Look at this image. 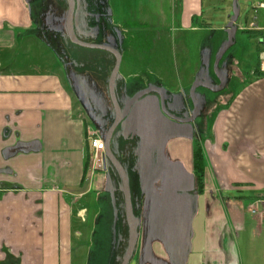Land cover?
I'll use <instances>...</instances> for the list:
<instances>
[{"label":"crops","instance_id":"1","mask_svg":"<svg viewBox=\"0 0 264 264\" xmlns=\"http://www.w3.org/2000/svg\"><path fill=\"white\" fill-rule=\"evenodd\" d=\"M39 3L0 0V264H112L127 236L120 188L87 141L93 121L66 71L65 57L80 62L79 54L46 41ZM203 6L173 0L170 17L153 15L147 28L171 35L195 30L207 25L199 24ZM110 10L116 27L113 16L134 13ZM258 16L264 26V12ZM125 22L124 41L131 31ZM250 33L254 57L234 59L227 75L238 79V90L222 94L193 124L170 121L157 96L136 105L140 178L131 190L140 226L132 264H175L172 256L179 264H264L258 257L264 222L249 212L264 198V45L262 32ZM34 51L41 65L29 55ZM98 57L84 72L92 79L101 71L106 81L111 60H101L98 71ZM197 149L206 164L202 193L193 168ZM243 233L255 242L247 263L240 260Z\"/></svg>","mask_w":264,"mask_h":264},{"label":"rangeland","instance_id":"2","mask_svg":"<svg viewBox=\"0 0 264 264\" xmlns=\"http://www.w3.org/2000/svg\"><path fill=\"white\" fill-rule=\"evenodd\" d=\"M172 1L109 0L108 7L109 9L113 8V11L115 10V15H118L119 11L124 10L125 12L127 10L134 12L129 16L118 15L116 18L113 16V21L119 29L120 27L122 28L121 25L124 24V21H126L125 23L130 21V23L126 24V26L131 28V31L125 38L124 50L121 53V70L118 76V79L124 80L129 97L136 94L141 89L140 87L151 84L159 85L157 84L159 82L165 87L172 89V93L177 94L180 99V102L177 103L179 110L187 113V101L184 99L183 94L186 92L190 95L195 80L201 79L200 76L204 75L202 79L217 87L216 85L220 83L218 74L221 75L220 73L225 72L226 68L230 69L234 59L243 64L248 57H254L251 51L256 50L258 45L256 40L251 38V33L244 30L252 21L254 15L253 7L264 0L238 1L240 16L234 24L237 28L233 39L234 43L224 54L217 69H215L216 58L229 40L227 30L230 18L233 16L234 0H203L204 6L201 11L203 10L204 17L200 19L199 24L207 23V25L197 26L195 30L180 32V34L172 33L171 35L167 34V31L163 29L147 28L149 25L148 19L152 18L153 15L163 13L164 15L166 14L167 18L170 17L169 9ZM77 2L79 4V0ZM71 49L75 50L77 55L79 54L80 62L77 63L81 65L78 67L80 71L87 69L86 64L89 65V63L94 62L92 57L95 54H104L102 50L86 49L76 45H71ZM257 54L254 53L256 56ZM29 55L39 65L42 64V56L39 53L34 51ZM93 65L96 66V64ZM93 71L94 73L96 72L95 68H93ZM238 83V79L233 76V78H230L229 86L219 95H214L208 89L200 87L196 90L195 96L199 102L201 98H209L211 101L212 99L210 98H214L213 102H215L224 93H236L239 88ZM159 88L164 90L162 86ZM146 89L148 88L140 92ZM205 100L208 101L207 99H202L201 102ZM223 107L221 105L219 108L222 109ZM92 126L94 127L93 124ZM247 218L249 222L252 219L250 214ZM241 236L239 246L240 260L242 263H247L248 249L252 247V244L255 246V242L252 237L249 238L248 233H243ZM85 237L86 240H90V235L83 238ZM83 245H85V241H83ZM93 246L91 244V250ZM259 251L261 254L258 257L262 258L264 256V228ZM76 264H79V262L77 261ZM250 264L255 263L250 262Z\"/></svg>","mask_w":264,"mask_h":264},{"label":"flooded vegetation","instance_id":"3","mask_svg":"<svg viewBox=\"0 0 264 264\" xmlns=\"http://www.w3.org/2000/svg\"><path fill=\"white\" fill-rule=\"evenodd\" d=\"M39 1L40 3L37 6L39 8L37 10V14H39L38 22L40 23L39 26L41 30L40 33L44 35V38L46 40L50 41V43L52 42L53 46L56 49H58L59 51L61 50L62 52L64 51L66 53H69L68 50L69 49L71 50V45L74 46L76 44L72 43L68 34L67 19L70 10V5L68 0H39ZM111 12L112 11L109 9L106 0H79V4L77 0H75V10L73 14L74 30L79 40L90 44L104 45L112 48L113 50L118 51L121 54L124 50L123 48L125 43L122 35L123 30L122 29L120 30L118 27L112 24L110 18ZM102 51L104 52V54H96L100 56L98 57V60L100 58L98 64V71L102 69L101 67L102 65L100 63L104 61V59L106 58L111 60L112 63L111 65H114L115 67L116 57L114 56V54L108 51H104V50ZM65 58L67 60L66 62L67 75H69V78L72 79V81L74 82L78 81V84L76 83V86L79 89L84 101L86 102L87 106L91 111V115L94 120L93 122L94 128L98 131L100 136L105 141V138L109 135V131L112 125L114 124L117 116L109 92V78L114 67L111 68L112 71L111 73L109 72V74L107 75L106 81L105 80L102 81L101 73H100L101 71L98 72V76H99L98 78L96 74V78L92 77V79H88L87 77L89 76H86L87 75L86 72L79 70L78 67L81 65L77 63L78 61L74 62L75 60L74 56L72 60L69 59L71 58L70 55L66 56ZM77 64L78 66L76 67ZM94 67L95 66H92V68ZM228 72H229V68L228 69L226 68L225 72L220 74L222 76H225L228 74ZM200 78L201 79L204 78V75L200 76ZM157 84L159 85L151 84L149 85L150 87L149 86L140 87L141 89H139V91H137L136 94L129 97L128 90L125 86L124 80L117 79L116 96L123 114L127 109L129 103L132 101L133 98H135L138 94L141 93L140 92L141 90L152 87L153 88L157 87V89H160L159 87L162 86L167 93V98L165 99V108L170 114L181 120H188L193 116L195 107H194V102L191 99V93L189 95L188 93L184 92L183 97L187 101L188 108L186 109L187 113L181 112L177 104L178 102H180V99L179 97H177V94L172 93L171 91L172 89L165 87L163 84H160L159 82ZM209 85L211 87H214V85L211 84ZM216 86L218 87L219 85L217 84ZM213 94L219 95L220 93H213ZM149 95H154L159 98V95L156 93H150L140 98V100L137 101L131 108L129 115L119 123V125L116 127V129L114 130L111 136V149L116 159L121 163V165L126 170L129 176L130 190L132 187L131 182H134L135 178L138 180L140 178L139 175L140 168L139 165L137 164L140 161L139 157L141 155V153H139L141 139L138 137V135L140 134V130L137 129L136 125L134 124L133 111L136 105L140 101L148 97ZM88 98L90 100V103L87 100ZM202 99H207L208 101L205 100L206 102L205 101L201 102ZM210 99H212V101L209 100V98H201L199 102V100L196 98L198 105L201 107V113H203V110H205L208 106H210L213 103L214 98H210ZM160 108L161 111L163 112L161 101H160ZM165 116L170 121L172 122L175 121L174 119L168 117L167 115ZM158 154H159V150L157 149L152 150V155H153L152 158L154 162L157 161L159 156ZM106 161H107L106 167L108 168L111 176L117 182L118 188H120L122 184V180L117 169L114 167L111 161H109L108 159H106ZM117 191L121 194V205H120L121 209L119 211L120 213L119 215L124 220V224H125L124 226L125 229H127V236L126 238L125 237L123 238V244L122 242L118 243L116 248L117 256L115 260L112 262V264H122L124 262L130 244L129 243L130 229L126 217L125 197L122 190L121 191L117 190ZM131 197H132V190H131ZM132 203H133L134 216L139 220V226H140V219L135 211L133 199H132ZM139 226H138V235H139ZM137 245H138V240L129 264H132L135 257L137 256Z\"/></svg>","mask_w":264,"mask_h":264},{"label":"water","instance_id":"4","mask_svg":"<svg viewBox=\"0 0 264 264\" xmlns=\"http://www.w3.org/2000/svg\"><path fill=\"white\" fill-rule=\"evenodd\" d=\"M238 1L239 0H234L233 16L230 18V22L228 24V30H227V32L229 34V40H228V43L226 44V46L224 47V49L218 54V56L216 58L215 69H217V67H218L221 59L223 58L224 54L233 46V43H234L233 39H234L235 33L237 31V28L234 26V24L237 22V20L240 16V9H239V5H238ZM68 2L70 5V10L68 13L67 27H68V34H69V37H70V40L72 41V43H74L78 46L84 47V48H88V49L108 51L110 53H113L114 56L116 57V64H115V67H114V69L110 75V78H109V92H110V97H111V100H112V103H113V106H114V109H115L117 116H116V120H115L114 124L112 125V127L109 131V135L105 138V146H106L105 151H106V159H108L109 161L112 162V164L117 169V171L121 177V180H122L120 190H122V192L124 193L126 217H127V221H128L129 229H130L129 250H128L126 258L124 259V262L122 264H129V262L133 256V253H134V250H135V247L137 244V240H138L139 220L134 216L129 176H128L126 170L121 165V163L116 159V157H115V155L111 149V136H112L114 130L119 125V123L129 115L133 105L137 101H139L140 98H142V97H144L150 93H156L159 95L162 110H163V113L165 115L174 119L178 123L192 124L201 115V107L198 105V102L196 101V96H195L196 90L200 87H203V88H206V89L212 91L213 93H220L227 88L228 83H229V78L227 77L228 74L225 76H222V75H219L217 73L218 78L220 80L219 81L220 83H219V86L216 88L211 87L205 81V79L195 80V82L192 86V89H191V99L194 102L195 110H194L193 116L188 120H181V119H178L177 117L173 116L172 114H170L165 108V99L167 98L166 91L162 90V89L153 88V87L148 88L147 90L141 92L135 98H133L132 101L129 103L127 109L125 110L124 114H123L121 107L119 105V102L117 100V96H116V82H117V79H118V76L120 73L121 62H122L121 54L118 51L113 50L110 47H107L104 45L90 44V43H86V42L79 40L75 34L74 22H73V14H74V10H75V0H68ZM79 93H80V91H79ZM80 95H81V93H80ZM87 100L90 103L89 98ZM84 103L87 107V110H88V113L90 115L91 120L94 122L89 107L87 106L86 102H84ZM140 152H141V149L139 150V153ZM171 258L175 264H179L175 260L174 256H172Z\"/></svg>","mask_w":264,"mask_h":264},{"label":"built area","instance_id":"5","mask_svg":"<svg viewBox=\"0 0 264 264\" xmlns=\"http://www.w3.org/2000/svg\"><path fill=\"white\" fill-rule=\"evenodd\" d=\"M254 12L256 13L252 17V21L248 24V27L244 31L249 32H262L263 36L261 42L264 45V26L260 23V16L258 12H264V1L258 2L253 7ZM261 73L264 74V61L261 65ZM87 141L90 147L94 150V160H98L101 164L99 167L103 166V159H106V146L104 139L100 136L98 131L93 126H88L86 129ZM101 158V159H100ZM249 212L251 215L258 220L264 222V198L256 200L253 204L249 206Z\"/></svg>","mask_w":264,"mask_h":264},{"label":"trees","instance_id":"6","mask_svg":"<svg viewBox=\"0 0 264 264\" xmlns=\"http://www.w3.org/2000/svg\"><path fill=\"white\" fill-rule=\"evenodd\" d=\"M46 41L48 43H50V41H48V40H46ZM113 67H114V65H112V68ZM107 91H108V89H107ZM91 157H92V154L89 156V159ZM193 160H194V163H193L194 167L193 168H194L195 177H196L197 183H198L199 193H202L203 189H204V177H205L206 164H205V157H204V154H203L201 149L195 150Z\"/></svg>","mask_w":264,"mask_h":264}]
</instances>
